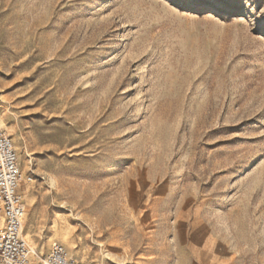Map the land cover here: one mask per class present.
Returning a JSON list of instances; mask_svg holds the SVG:
<instances>
[{"label": "rangeland", "instance_id": "374dc122", "mask_svg": "<svg viewBox=\"0 0 264 264\" xmlns=\"http://www.w3.org/2000/svg\"><path fill=\"white\" fill-rule=\"evenodd\" d=\"M0 127L31 264H264V0H0Z\"/></svg>", "mask_w": 264, "mask_h": 264}, {"label": "built area", "instance_id": "2783aa9c", "mask_svg": "<svg viewBox=\"0 0 264 264\" xmlns=\"http://www.w3.org/2000/svg\"><path fill=\"white\" fill-rule=\"evenodd\" d=\"M33 180L25 175L11 135L0 127V264H31L33 250L24 235L25 190ZM39 264H83L66 246L53 242Z\"/></svg>", "mask_w": 264, "mask_h": 264}, {"label": "crops", "instance_id": "0c3cea01", "mask_svg": "<svg viewBox=\"0 0 264 264\" xmlns=\"http://www.w3.org/2000/svg\"><path fill=\"white\" fill-rule=\"evenodd\" d=\"M25 203H26V201H25ZM26 207H27V205H26Z\"/></svg>", "mask_w": 264, "mask_h": 264}]
</instances>
